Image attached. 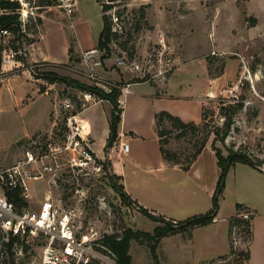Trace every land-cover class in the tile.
I'll return each mask as SVG.
<instances>
[{"label":"rangeland","instance_id":"1","mask_svg":"<svg viewBox=\"0 0 264 264\" xmlns=\"http://www.w3.org/2000/svg\"><path fill=\"white\" fill-rule=\"evenodd\" d=\"M19 1L22 4L19 11L22 28L28 31L29 38L34 39V42L25 40L22 44L27 53V63L22 60L19 68H0V79H3L0 80V170L12 166L27 148L40 146L38 142L45 141L51 134L56 117L55 108L52 106L55 95L59 93L63 97L67 93L62 82H56L46 93V88L51 83L41 75L31 76L26 70L28 64H38L39 74L54 70L62 76H70L90 85L77 71L81 68V52H74L72 59H69V48L71 41H74V34L72 20L62 2L43 9L40 13L35 6L37 0ZM100 1L103 5L111 4L105 12L112 27L116 26L114 19H117L118 26L121 27L112 42L115 53L136 59L143 67L156 63L160 52L164 51L167 57L172 54V68L167 76L177 67L175 57H180L182 64L187 61V65L183 67L185 66L184 70L190 69V74L181 72L176 81L182 83V89L189 88V99L194 100L199 96L200 80L197 68L201 67L202 61L208 63L209 72L215 78L226 67L234 78L214 93L211 99L206 100L202 120L197 123L196 130L178 137V129L170 122L165 121L159 127H166L167 148L175 150L185 164L201 143L206 130L212 129L207 142L215 141L214 144L224 155L228 154L227 148L230 147L234 151H247L253 158L264 159V0ZM79 3L78 16H84L78 22H84V19L89 22L92 31L90 42L95 43L102 29L101 7L97 0H79ZM39 15L43 19L42 24L37 22ZM72 15L75 16L76 12ZM75 18L73 21H77ZM12 37L11 34V47ZM125 42L126 49H123L120 44ZM113 57L114 54L106 60V66L117 70L128 68L113 65ZM159 65L162 68L167 67L166 64L157 62L154 70ZM150 75L147 73L146 78ZM187 79L190 81L185 82ZM67 89L72 93L81 90L74 86ZM72 101L77 105L74 99ZM237 102H242L243 107L233 113L231 129L225 141H220L216 132L225 129L221 108ZM101 106L107 104H97L86 111L94 122L97 117L94 136L99 148L102 145L103 128L106 127ZM61 116L62 114L60 118ZM58 123L59 134H62L63 122L61 120ZM56 156L54 164L59 166H55L53 174L30 183L31 197L28 204L33 209H37L48 197L61 209L72 212L79 234L92 233L99 242L104 235L122 233L126 228L153 233L155 227L161 225L160 221L145 216L136 204H129L115 190L109 177L113 173L111 164L108 169L101 166L100 170H79L70 165V153H58ZM104 160L108 161L107 158ZM114 161L117 160L114 158ZM262 167L264 168V164ZM117 181L122 183L121 179ZM232 200L228 196L223 202L224 215H228L233 209ZM208 203L210 200L199 207V212L190 214L183 220L207 212L210 209L207 207ZM21 239L14 246V254L5 252L0 258V264H40L47 237L36 234ZM230 242L231 259L228 260L227 256L221 257L217 264H229L232 261L237 264V259L245 264L244 253L247 251L249 238L242 225L232 227ZM93 251L96 256L92 257L91 264H119L108 249L97 245L93 246ZM129 253L133 264H155L149 241L132 240Z\"/></svg>","mask_w":264,"mask_h":264},{"label":"crops","instance_id":"2","mask_svg":"<svg viewBox=\"0 0 264 264\" xmlns=\"http://www.w3.org/2000/svg\"><path fill=\"white\" fill-rule=\"evenodd\" d=\"M71 1L73 14L76 12L75 16H69L72 20L71 27L75 41L74 52L96 47L100 32L96 42H90L89 36L92 31L89 22H85L86 19L84 22H78L84 16L83 14L78 16L80 14L79 0ZM99 5L102 10L101 3ZM72 17H76L77 21H73ZM175 58L177 67L175 66L171 74L168 73L167 76L166 73L156 77L150 75L144 81L134 79L140 78L143 74L132 71L129 67L117 70L107 65L101 70L107 77L116 81L134 79L131 92L123 95L125 104L118 126V137L112 146H107L112 115L110 101L103 100L83 108L81 116L91 128V148L99 159H108L113 173L121 176L125 190L137 204V208L141 206L155 215L180 221L190 214L199 212L197 211L199 207L209 200L207 207H212V196L221 169L212 141L206 143L186 169L182 163H171L165 160L161 153L156 114L167 111L186 122L200 123L206 100L211 99L214 93L234 78L229 74L228 67L218 78H215L209 72L208 63L202 61L201 67L197 68L200 80L199 96L194 100L189 99L191 97L187 94L189 88L182 89V83L180 81L178 83L176 79L181 72L190 74V69L184 70L183 65H187V61L182 64L180 57ZM189 81L190 79H187L185 82ZM65 87L70 86L65 85ZM50 88L51 86H48L46 89ZM44 95L47 96L46 93ZM104 103L107 106L101 107L102 119L106 127L103 128L104 135L99 148L94 136L97 117L94 122L86 111L94 105ZM122 142H129L128 152L122 151L120 146ZM114 158L117 161H114ZM228 196L233 199V209L228 215H224L223 202ZM237 204L246 207L252 216V236L247 247L249 259L245 261V264H264V170L241 162L233 165L227 174L225 190L220 199V209L213 222L197 226L189 232H179L161 238L156 249L159 261L162 264H217L221 257L227 256L228 260L231 259L230 219L233 216H239ZM229 264H235V262L232 261Z\"/></svg>","mask_w":264,"mask_h":264},{"label":"built area","instance_id":"3","mask_svg":"<svg viewBox=\"0 0 264 264\" xmlns=\"http://www.w3.org/2000/svg\"><path fill=\"white\" fill-rule=\"evenodd\" d=\"M60 1L67 15L71 16L74 12L72 1ZM114 23L116 26L112 27V31L119 33L121 27L118 26L117 19H114ZM11 34L12 32L8 29L0 30V50L3 47L0 51L2 52L1 66L14 69V67H21L22 59L19 56L25 57L27 53L23 47L15 50L10 46ZM163 52L159 53L156 63L170 64L165 68L159 65L156 70H154L156 63L143 67L136 59H131L126 54L120 55L115 51H112L114 54L112 63L120 68L127 66L132 71L142 72L144 76L141 77L143 78L147 73L156 77L165 75L172 68V54L167 57ZM110 56L106 49L98 46L82 50L80 53L81 68L77 71L89 81L91 86L98 87L106 93H112L113 89L119 91L117 103L121 116L125 104L123 95L131 92L133 81L112 80L101 71L106 67L105 62ZM37 67H39L38 64H28L26 70L33 76V74L36 75ZM50 86L52 89L55 84H50ZM67 88H71V86L65 88L67 93L63 97H60L59 93L55 95L56 117L51 134L44 142H38L40 146L27 148L22 157L12 166L0 170V232L4 234V239H7L6 235L9 233L21 238L44 234L47 241L42 248L40 264H91L92 257L96 256L93 246H101L98 238L92 233L79 234L72 212L61 209L50 198L47 197L37 209H33L29 204L22 207L17 206L9 199L7 193L8 191L18 192L29 203L30 183L42 179L48 174H53L55 166H59L54 164L58 153H70L68 160L70 165L79 170H100L101 166L104 168L105 160L99 159L91 148V128L81 116V110L107 99L100 98L89 90L81 89L79 92L72 93ZM48 90L46 89V93ZM72 99L81 109H77V105H74ZM61 120L64 131L59 134L58 122ZM120 146L123 152L129 151L128 142H122ZM238 215L244 220H250L252 217L247 210H242ZM172 222L173 224L178 223L177 220H172Z\"/></svg>","mask_w":264,"mask_h":264},{"label":"trees","instance_id":"4","mask_svg":"<svg viewBox=\"0 0 264 264\" xmlns=\"http://www.w3.org/2000/svg\"><path fill=\"white\" fill-rule=\"evenodd\" d=\"M99 3H101L100 0ZM61 4L60 0H37L35 6L40 11H44L43 9H48V7L56 6ZM102 5V12H103V27L99 35L98 44L97 46L102 49H106L108 56L112 54L113 48L111 47V44L113 40L116 38L117 32L112 31V22L106 14V10L111 7V4H105ZM22 7V4L19 0H0V30L1 29H8L12 32V40L13 43L12 48L15 50H18L19 48H22V44L25 40H28L29 43L34 42V39L29 38V34L27 30H24L22 28V20L20 19V9ZM37 22L39 24L43 23L42 17L39 15L37 17ZM126 44L122 43L120 44L123 49H126ZM74 53V41H71L70 48H69V59H72V54ZM20 59L24 60L25 63H27V55L25 57L19 56ZM1 62H2V53L0 52V68H1ZM1 74V69H0ZM36 75H41L43 78H45L49 83L54 82H62L67 86H74L78 87L83 90H89L95 93L97 96L103 99H107L112 104V115L110 120V135L107 142V146H112L114 142L117 140L118 137V126L121 121V116L119 115V109H118V103H117V96L119 94V91L117 89H113L112 93H106L102 89L90 86L88 84H85L77 79H74L70 76H62L58 72L54 70L50 71H44L42 74H39L38 68L36 70ZM1 76V75H0ZM147 78L144 77L142 79H139L137 81H144ZM243 107L242 102H237L235 104H232L231 106H225L222 107L221 111L224 117V125L225 129L223 130H217V138L220 141H225L226 136L228 135V132L231 129V125L233 123V113L238 111ZM77 109H81L79 105H77ZM205 114H203V119H205ZM156 121L157 126L160 127L165 121H168L171 123L173 127L178 129V137L186 135L191 130H196L198 127V124L190 121L186 122L182 120L180 117L173 115L167 111H161L156 114ZM166 127L165 128H159V136H160V144H161V153L165 160L171 162V163H182L183 167L186 169L188 168L191 163L194 161V159L198 156V154L202 151V149L205 147L208 138L210 134L213 132L212 129H207L205 132V135L199 144L197 146L194 153L191 155L190 160H188L187 163H183L180 159L178 153L171 149L167 148L165 144L168 143V140L165 139L166 137ZM215 141L212 143V147L215 150L218 165L221 169L220 177L217 182L216 188L214 190L213 196H212V207L205 213L193 215L185 220L178 221L177 224H173L171 219H166L161 215H155L148 211V209L139 206V210L147 217L160 221L161 225H158L155 227L153 233L143 231V230H133L131 228H126L122 233H113V234H107L104 235L100 239V244L102 248L108 249L116 258V261L119 264H133L132 262V256L129 253L130 245L132 240H136L139 242H142L144 240L149 241L152 249L153 258L155 260V264H162L159 259L156 252L157 244L159 243L160 239L171 234L179 233V232H189L193 228L201 225H208L215 219L217 213L220 209V199L223 196L224 190H225V181L227 174L230 170V168L235 165L238 162L249 164L254 168L264 170L262 165L264 164V159L262 158H253V156L243 150H236L234 151L232 148L228 147V154L224 155L222 150L214 144ZM110 163L108 161H104V168L108 169V166ZM111 184L115 188V190L123 197L126 201H128L129 204H133V200L130 198L128 193L125 190V187L123 183H118V179H121V176H117L114 173L109 174ZM8 197L10 200H12L17 206L22 207L28 205V202L22 198L18 192H11L8 191ZM135 204V203H134ZM137 205V204H136ZM237 213L239 210H245L247 209L242 204H237ZM231 223V229L235 225H242L243 231L248 236L249 240L252 236L251 231V220H244L241 219L239 216H233L230 219ZM4 234L0 232V258H2L5 255V252H8L9 254L13 255V249L15 244L22 240L20 236L18 235H12L9 233L7 236V239L3 238ZM144 239V240H143ZM25 249V247L23 248ZM233 253V250H231ZM245 261L249 259L248 251L244 253ZM237 264H242L241 262L236 260Z\"/></svg>","mask_w":264,"mask_h":264},{"label":"bare ground","instance_id":"5","mask_svg":"<svg viewBox=\"0 0 264 264\" xmlns=\"http://www.w3.org/2000/svg\"><path fill=\"white\" fill-rule=\"evenodd\" d=\"M26 14V13H25Z\"/></svg>","mask_w":264,"mask_h":264}]
</instances>
